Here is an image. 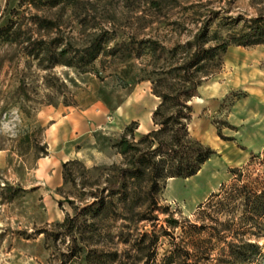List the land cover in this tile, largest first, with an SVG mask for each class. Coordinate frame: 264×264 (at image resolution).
Segmentation results:
<instances>
[{
  "label": "rangeland",
  "instance_id": "obj_1",
  "mask_svg": "<svg viewBox=\"0 0 264 264\" xmlns=\"http://www.w3.org/2000/svg\"><path fill=\"white\" fill-rule=\"evenodd\" d=\"M263 13L264 0H0V26H14L0 38V264H89L91 250L144 264L152 240L158 261L178 247L190 264H264V217L241 222L238 202L210 200L264 184V45L231 44L190 100V136L215 150L197 174L168 178L153 212L147 179L128 202L111 190L128 161L117 141L133 122L135 141L158 128L154 88L182 84L189 43Z\"/></svg>",
  "mask_w": 264,
  "mask_h": 264
},
{
  "label": "trees",
  "instance_id": "obj_2",
  "mask_svg": "<svg viewBox=\"0 0 264 264\" xmlns=\"http://www.w3.org/2000/svg\"><path fill=\"white\" fill-rule=\"evenodd\" d=\"M13 28V23L10 21L1 25L0 38L5 41L12 40L14 37ZM204 33L198 34L194 42L189 43L191 47H195V50L192 48L190 59L178 68L182 84L171 86L168 91L158 90L156 86L154 88V93L161 99L153 113L154 124L158 128L141 135L135 141L134 131L139 127V123L133 122L126 127L127 133L116 143L119 152L128 161L126 166L119 169L116 180L111 183V190L113 195L120 193L119 197L124 202L134 199V195L136 197V187L132 186L134 181L147 179L149 183L147 199L150 201V208L152 212L159 210L155 197L165 186L166 180L170 177L188 178L194 176L202 165L215 154V150L210 146H206L190 136L188 125L192 119L193 106L189 102L198 95L202 78L213 74L215 67L222 63L223 56L231 44L238 46L264 45V13L246 20L239 32H234L226 38H219L214 45L209 47H205V44L211 39H205ZM62 54H66L65 49ZM95 56L96 54L93 55V57ZM128 135H131L132 138H128ZM233 171L239 172V176L242 174L238 168H234ZM218 196H221L218 204V209L221 211L238 202L244 212L241 222L257 223L258 218L264 217V184L262 186L253 184L240 186L238 183H234L229 189L212 194L210 200ZM92 204L97 209L95 215H98L102 210L104 211L107 203L106 199L100 196ZM149 217L146 214H141L140 219H149L156 226L155 222L158 220V216ZM166 221L174 229L180 227L179 221L175 218L168 217ZM64 224L73 230L76 225L75 218H67ZM164 232H168L167 229ZM145 236L147 237L148 234ZM155 245L156 241L152 240L146 248L153 249L156 256ZM192 245L197 251L201 248L198 243ZM110 256L112 257L104 260L96 250H91L86 261L89 264H114L118 261L116 252L111 253ZM155 256L144 264H190L188 260L181 258L183 255L178 247L159 261Z\"/></svg>",
  "mask_w": 264,
  "mask_h": 264
},
{
  "label": "crops",
  "instance_id": "obj_3",
  "mask_svg": "<svg viewBox=\"0 0 264 264\" xmlns=\"http://www.w3.org/2000/svg\"><path fill=\"white\" fill-rule=\"evenodd\" d=\"M214 90H215V88H212V89L208 90V92H207V96L209 97V96H210L209 94L213 93ZM214 93H215V92H214ZM196 99H197V101H199V102H203V101H204V99L201 98V97H196ZM65 117H67V116H65ZM55 124H57V123H55Z\"/></svg>",
  "mask_w": 264,
  "mask_h": 264
}]
</instances>
